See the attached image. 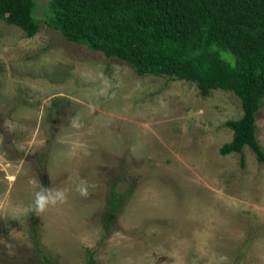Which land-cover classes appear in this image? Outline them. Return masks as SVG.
Instances as JSON below:
<instances>
[{"label":"rangeland","instance_id":"rangeland-1","mask_svg":"<svg viewBox=\"0 0 264 264\" xmlns=\"http://www.w3.org/2000/svg\"><path fill=\"white\" fill-rule=\"evenodd\" d=\"M35 1L34 36L0 20V264H40L25 210L42 188L66 196L34 214L61 264L87 248L98 264H264V163L219 151L239 99L138 75L65 39ZM255 124L264 150V99ZM112 184L126 199L106 234Z\"/></svg>","mask_w":264,"mask_h":264},{"label":"trees","instance_id":"trees-1","mask_svg":"<svg viewBox=\"0 0 264 264\" xmlns=\"http://www.w3.org/2000/svg\"><path fill=\"white\" fill-rule=\"evenodd\" d=\"M35 0H0V20L28 37L39 29ZM49 25L68 41L126 62L138 75L194 83L201 96L231 91L242 114L227 119L231 139L220 153L247 146L259 163L264 150L256 136V113L264 99V0H50ZM111 185L105 233L125 203ZM32 244L40 264H61L42 248L31 212ZM86 264H98L87 248Z\"/></svg>","mask_w":264,"mask_h":264},{"label":"clouds","instance_id":"clouds-1","mask_svg":"<svg viewBox=\"0 0 264 264\" xmlns=\"http://www.w3.org/2000/svg\"><path fill=\"white\" fill-rule=\"evenodd\" d=\"M76 191L82 197H87L89 195L88 187L86 184L81 183L77 186ZM66 201V196L63 190H56L52 192L48 189H41V191L35 194V199L32 205L25 211H31L36 216L44 213L49 206H55L58 202L64 203Z\"/></svg>","mask_w":264,"mask_h":264}]
</instances>
